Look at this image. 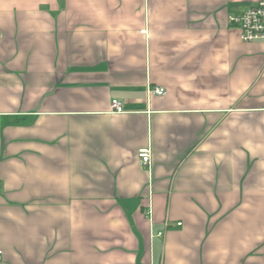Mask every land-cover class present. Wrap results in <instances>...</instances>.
Segmentation results:
<instances>
[{
  "label": "crops",
  "instance_id": "crops-1",
  "mask_svg": "<svg viewBox=\"0 0 264 264\" xmlns=\"http://www.w3.org/2000/svg\"><path fill=\"white\" fill-rule=\"evenodd\" d=\"M259 1L0 0L1 264H264Z\"/></svg>",
  "mask_w": 264,
  "mask_h": 264
},
{
  "label": "built area",
  "instance_id": "built-area-1",
  "mask_svg": "<svg viewBox=\"0 0 264 264\" xmlns=\"http://www.w3.org/2000/svg\"><path fill=\"white\" fill-rule=\"evenodd\" d=\"M228 24L238 29L240 39L244 43L263 42L264 43V0H260L253 7L242 13L228 16ZM163 88L155 87L151 90V94L155 96H164ZM111 112L114 114H122L123 107L118 100H111ZM139 164L142 167L151 165V153L149 148H142L138 151ZM181 224H177L180 226ZM167 228V225H165ZM163 232H158L157 237H162ZM2 262V252L0 251V264Z\"/></svg>",
  "mask_w": 264,
  "mask_h": 264
}]
</instances>
